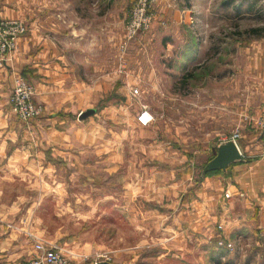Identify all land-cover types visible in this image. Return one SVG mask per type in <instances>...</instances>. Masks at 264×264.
Returning <instances> with one entry per match:
<instances>
[{"label":"rangeland","instance_id":"374dc122","mask_svg":"<svg viewBox=\"0 0 264 264\" xmlns=\"http://www.w3.org/2000/svg\"><path fill=\"white\" fill-rule=\"evenodd\" d=\"M172 2L192 12L183 37L195 40L177 37L166 49L158 40L155 73L166 90L139 82L149 78L145 53L129 58L130 44L155 24L121 48L128 16L119 79L95 105L48 111L35 96L44 111L22 122L9 102L12 85L0 121V264H25L35 237L82 264H264V200L247 204L244 192L227 188L218 204L208 203L201 175L213 149L242 134L234 114H218L221 105L208 117V102L223 93L209 84L237 80L264 47V0ZM142 110L153 117L147 126L137 121ZM221 242L229 250L213 259Z\"/></svg>","mask_w":264,"mask_h":264},{"label":"crops","instance_id":"0c3cea01","mask_svg":"<svg viewBox=\"0 0 264 264\" xmlns=\"http://www.w3.org/2000/svg\"><path fill=\"white\" fill-rule=\"evenodd\" d=\"M172 1L162 0L153 30L140 35L128 50L130 59L137 52L146 54L142 69L147 70L149 78L147 81L145 75L139 82L157 91L166 90L163 79L159 83L155 73L159 41L166 49L177 37L179 41L186 37L195 40L194 36L183 37L184 29L194 26L193 18H187L192 12L179 10ZM130 5L131 0H0V19L21 20L27 27L18 49L7 65L0 68V121H6L4 107L8 105V92L18 74L33 82L37 102L48 111L55 107L95 105L105 88L112 89L114 81L119 79L118 46L124 37V21ZM239 70L234 83L231 77L223 76L222 84H209L214 92L221 86L223 93L221 102L214 98L208 102V117L216 118L220 105L221 117L236 116L242 130L237 145L243 154L241 161L222 173L223 177L211 176L202 183L210 192L208 203L214 205L221 201L227 188L231 192L236 189L244 192L247 204H261L264 200V47L256 49ZM232 136L222 142L231 140Z\"/></svg>","mask_w":264,"mask_h":264},{"label":"built area","instance_id":"2783aa9c","mask_svg":"<svg viewBox=\"0 0 264 264\" xmlns=\"http://www.w3.org/2000/svg\"><path fill=\"white\" fill-rule=\"evenodd\" d=\"M162 0H136L131 8L126 22L125 38L121 44V48L127 49L129 41H131L138 33L148 32L151 30L156 20V9ZM27 32L26 24L21 20H4L0 19V67L7 64L10 60V54L16 50L17 45ZM139 89H134V94H138ZM35 92L27 80L22 76H16L13 81V89L9 102L14 112L22 122H30L39 118L44 108L35 101ZM153 117L146 111L138 115V122L142 126L151 123ZM240 133L235 132L231 138L237 142L240 139ZM221 247L227 246L222 245ZM229 250V249H228ZM61 247L51 244L48 241L35 237L32 252L25 264H82L73 262ZM97 264V263H96Z\"/></svg>","mask_w":264,"mask_h":264},{"label":"water","instance_id":"95a60500","mask_svg":"<svg viewBox=\"0 0 264 264\" xmlns=\"http://www.w3.org/2000/svg\"><path fill=\"white\" fill-rule=\"evenodd\" d=\"M93 111L89 110L84 114V117L92 115ZM243 159V154L234 140L222 142L217 147V155L205 166V172L223 171L228 169L238 161ZM97 264H114L108 261H101Z\"/></svg>","mask_w":264,"mask_h":264},{"label":"trees","instance_id":"16d2710c","mask_svg":"<svg viewBox=\"0 0 264 264\" xmlns=\"http://www.w3.org/2000/svg\"><path fill=\"white\" fill-rule=\"evenodd\" d=\"M213 152H214V154L211 157V159L208 160L206 162V164L204 165V167L201 169L202 170V174L201 175H202L203 179L211 177L213 174H222L223 173V171H220V170L219 171H212V172H205V166L217 155V148H214ZM201 181H199V182H201ZM225 253H227V248L226 247H221V249L217 253H215L213 255V256H215V258H213V259H217L218 260Z\"/></svg>","mask_w":264,"mask_h":264}]
</instances>
